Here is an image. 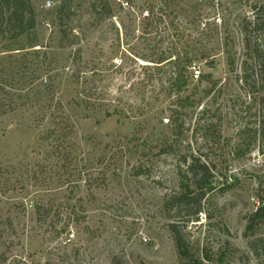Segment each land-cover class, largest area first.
<instances>
[{
    "label": "rangeland",
    "instance_id": "374dc122",
    "mask_svg": "<svg viewBox=\"0 0 264 264\" xmlns=\"http://www.w3.org/2000/svg\"><path fill=\"white\" fill-rule=\"evenodd\" d=\"M32 1L38 46L5 51L0 40V264H181L171 223L195 259L264 264V224L247 234L264 208V73L244 30L264 0H106L111 17L93 0ZM147 9L162 21H143ZM158 51L198 55L182 94L194 108L179 110L167 92L172 63L148 82ZM85 79L106 92L94 110L76 104ZM192 155L208 161L211 182L184 223L186 210L166 201Z\"/></svg>",
    "mask_w": 264,
    "mask_h": 264
},
{
    "label": "trees",
    "instance_id": "16d2710c",
    "mask_svg": "<svg viewBox=\"0 0 264 264\" xmlns=\"http://www.w3.org/2000/svg\"><path fill=\"white\" fill-rule=\"evenodd\" d=\"M171 1L172 0L169 2ZM126 3L129 5L130 1H126ZM91 8L95 13H98L100 17L112 16V11L109 9L106 0H93ZM252 9L254 16L244 21L245 47L249 51V56H251V59L256 64H259L260 69H262V72L264 73V3L252 5ZM56 11L58 14V26L61 35L60 40L65 46L71 45L72 41L69 34L71 33L72 29L68 25L72 17L70 14L71 8L70 6L68 7L64 1L56 7ZM163 16L164 14L160 13L156 17L150 9H147L145 15L143 16V21L160 22L159 20H161V17ZM37 25L38 17L32 0H0V40L5 42L3 45L5 51H22L25 50L27 46H29L28 48H34L38 46L39 43L36 33ZM21 39H25L27 41L25 43L26 45H21ZM15 45L18 47H15ZM158 52L159 54L157 55L156 59L149 61L151 64H153V66H148V69L153 67L156 73L154 76H149L148 82L149 80L152 82V78L159 76V74H161V70H163L167 63H172L173 67L170 70L172 73V82L169 84L170 87L167 92L170 96L175 95L176 102L179 105V110H189L194 108V101H191L190 97H182V94L189 88V73L193 68L195 60L198 58V55L188 51L181 53V55L178 54L175 60H173L172 58L175 57L173 53L168 55L166 52ZM227 55L228 63L231 67H233L235 64V59L230 51H227ZM203 56L204 55L200 54V58ZM200 75L201 73L199 71L197 77L198 79L201 78ZM203 77L206 78V75H203ZM80 79V76H75V83L79 84ZM160 80L161 78L158 79V82H160ZM87 83L88 82H83L81 84L84 85V88L78 92L81 96V99L76 101V104L83 106L86 109L94 110L103 105L102 102H105L106 100V92L104 88H89V85H86ZM117 112L118 111L116 109H114L112 112L106 110L105 116L109 118ZM118 114L121 113L118 112ZM172 119L173 118L170 117V121ZM52 136L53 133L50 132L48 137ZM172 151L173 143H170L169 145L162 147L158 151V154H171ZM136 170L137 176L144 175L146 173L144 163L140 164ZM211 170L212 169L208 161L205 160L203 162L195 158L193 155L190 159H185L178 164V172L182 173L181 176L183 179H185V183L181 184L182 186L179 192L167 199L166 204L169 206V212L175 211L176 214H180L181 208L186 210L188 217L184 223L191 222L194 216L197 218L196 216H198V214L201 212L202 202L207 196L208 190L210 188L209 185L211 182ZM193 178L195 182H197L195 185L191 183ZM261 223L264 224V208H259L257 212L251 217L250 223L247 226V234L252 233L255 227ZM170 229L174 236L175 245L181 260V264H205L204 262L213 264L210 257H202V259H195L193 257L190 246L181 235L177 223H171Z\"/></svg>",
    "mask_w": 264,
    "mask_h": 264
},
{
    "label": "built area",
    "instance_id": "2783aa9c",
    "mask_svg": "<svg viewBox=\"0 0 264 264\" xmlns=\"http://www.w3.org/2000/svg\"><path fill=\"white\" fill-rule=\"evenodd\" d=\"M196 77H198V73H197Z\"/></svg>",
    "mask_w": 264,
    "mask_h": 264
}]
</instances>
